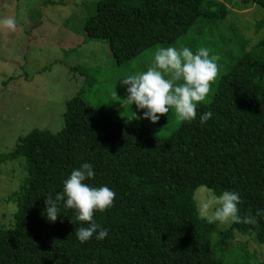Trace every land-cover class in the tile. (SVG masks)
Returning a JSON list of instances; mask_svg holds the SVG:
<instances>
[{
  "label": "trees",
  "instance_id": "1",
  "mask_svg": "<svg viewBox=\"0 0 264 264\" xmlns=\"http://www.w3.org/2000/svg\"><path fill=\"white\" fill-rule=\"evenodd\" d=\"M255 5L264 10V0H99L84 31L90 40L105 41L116 64L124 65L195 29L212 32L232 11ZM263 28L264 19L257 24ZM206 111L213 116L201 126ZM64 122L56 133L31 130L0 156V172L3 163L22 158L27 174L9 197L18 212L15 227H0V264H226L220 253H240L233 244L238 238L264 246V219L244 220L264 208V39L221 77L195 119L167 137L138 121L110 119L81 93L67 102ZM83 162L94 170L88 183L105 185L115 196L110 209L93 217L108 236L81 244L72 210L60 202L54 223L43 212L44 198H54ZM200 187L215 195L237 191L240 221L221 231L202 217L195 201ZM241 257L264 264L256 253Z\"/></svg>",
  "mask_w": 264,
  "mask_h": 264
},
{
  "label": "rangeland",
  "instance_id": "2",
  "mask_svg": "<svg viewBox=\"0 0 264 264\" xmlns=\"http://www.w3.org/2000/svg\"><path fill=\"white\" fill-rule=\"evenodd\" d=\"M98 1L0 0V19L12 18L16 24L12 30L0 27V156L16 149L19 139L33 129L59 132L65 125L66 104L78 93L97 112L114 121H138L167 137L181 124L174 112L161 115L156 124L140 118L142 113L135 105L124 100L126 86L120 85V80L145 71L159 48L188 47L195 52L206 47L210 55L219 57L217 75L206 99L200 102L207 103L214 97L221 77L244 52L264 39V28L257 29L264 10L255 5L249 11H232L223 30V25L213 27L212 32L195 29L171 45H154L128 64L117 65L106 42L90 40L84 31L87 19L96 13ZM75 66L82 70H75ZM25 176L22 158L1 165L0 227H15L18 207L16 199L9 197L20 191ZM212 195L215 194L206 187L195 193L204 218L211 209L205 212L202 205ZM231 225L232 222L219 223V228L226 231ZM233 244L242 254L256 253L264 262V246L241 238ZM241 252H231L228 257L220 254L226 264H245Z\"/></svg>",
  "mask_w": 264,
  "mask_h": 264
},
{
  "label": "clouds",
  "instance_id": "3",
  "mask_svg": "<svg viewBox=\"0 0 264 264\" xmlns=\"http://www.w3.org/2000/svg\"><path fill=\"white\" fill-rule=\"evenodd\" d=\"M0 27L12 30L16 27L12 18L0 19ZM216 55H210L206 47H199L195 52L188 47H166L157 49L152 63L138 74L127 75L119 82L126 86L128 104L135 105L141 112L140 118L156 124L161 115L173 111L178 122H191L196 117L198 104L206 99L210 83L218 72ZM213 113L203 112L199 116L203 126ZM94 177L93 166L83 162L73 168L62 181V190L44 198L43 215L48 222L54 223L63 209L72 210L75 239L83 244L91 239L102 241L108 236L106 228L101 227L93 218L94 213H103L110 209L114 201V192L107 186H92L88 183ZM240 196L237 191L225 190L219 195H212L202 205L205 212L211 209L207 217L210 223L239 222ZM256 217L264 219V208H258L255 215L251 212L244 217L246 223H255ZM70 222L73 223L72 220Z\"/></svg>",
  "mask_w": 264,
  "mask_h": 264
},
{
  "label": "crops",
  "instance_id": "4",
  "mask_svg": "<svg viewBox=\"0 0 264 264\" xmlns=\"http://www.w3.org/2000/svg\"><path fill=\"white\" fill-rule=\"evenodd\" d=\"M72 35H74V34H72ZM107 51H108V49H109V52H110V47H109V45L107 44ZM76 67V66H75Z\"/></svg>",
  "mask_w": 264,
  "mask_h": 264
}]
</instances>
